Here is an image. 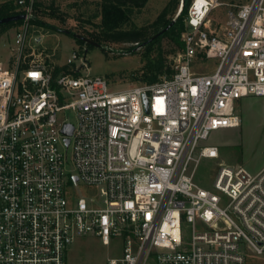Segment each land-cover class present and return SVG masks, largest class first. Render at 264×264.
<instances>
[{
    "label": "built area",
    "instance_id": "obj_1",
    "mask_svg": "<svg viewBox=\"0 0 264 264\" xmlns=\"http://www.w3.org/2000/svg\"><path fill=\"white\" fill-rule=\"evenodd\" d=\"M14 3L26 17L8 67L0 62V264H65L84 235L122 238V257L107 264H249L248 253L264 254V166L220 164L209 188L196 182L202 159L219 157L200 142L239 126L238 100L264 96V0H192L172 74L121 90L90 73L84 46L52 62L28 37L36 0ZM223 5L232 8L212 23ZM199 56L217 59L215 70H193Z\"/></svg>",
    "mask_w": 264,
    "mask_h": 264
},
{
    "label": "rangeland",
    "instance_id": "obj_2",
    "mask_svg": "<svg viewBox=\"0 0 264 264\" xmlns=\"http://www.w3.org/2000/svg\"><path fill=\"white\" fill-rule=\"evenodd\" d=\"M15 0H0V3ZM101 0H36L38 4L34 11V19L28 30V37L40 48H45L51 55L50 60L56 64H64L74 51L80 50V44L74 34L89 38L90 34L100 30ZM169 0H149L146 7L135 12L130 27L141 28L155 21L160 12L166 7ZM232 3L230 0H223ZM249 0H233L234 4ZM180 6V5H179ZM229 5L217 8L212 14V23L224 20ZM179 9V7H178ZM171 13L169 17L177 18L179 11ZM43 22V23H42ZM186 22V19H185ZM6 26V27H5ZM4 31L0 32V62L8 67L12 49L15 47L17 32L23 23H5ZM53 26L54 28H50ZM186 30L188 29L185 25ZM41 39L37 41V39ZM87 48V58L90 63V73L93 76L104 77L113 90H121L143 83L142 68L146 59L157 55L156 51L146 50L143 44L134 42H104ZM162 49L169 64L171 57L179 50L177 43L164 38ZM218 60L214 58L201 59L199 56L193 63V70L197 72H213ZM163 76V75H162ZM237 113L240 124L237 127L223 128L212 131L206 140L200 142L201 146L215 145L219 149V157L215 159H202L196 173V182L206 188L212 185L220 164L244 166L251 172H257L264 166V96H248L238 100ZM62 118L76 123L73 111H66ZM68 154L67 169L74 171L72 163V150L62 147ZM81 192L93 195L90 189L80 184ZM191 227H184V236L191 238ZM123 254L122 238H112L109 245H104L95 235L77 237L68 247L65 264H107L109 258H120ZM249 264H264V254L248 253ZM147 264H157L152 256Z\"/></svg>",
    "mask_w": 264,
    "mask_h": 264
},
{
    "label": "trees",
    "instance_id": "obj_3",
    "mask_svg": "<svg viewBox=\"0 0 264 264\" xmlns=\"http://www.w3.org/2000/svg\"><path fill=\"white\" fill-rule=\"evenodd\" d=\"M192 0H183V8L179 16L173 21V15L177 11L181 0H169L168 4L160 12L153 23L141 28L130 27L127 25L132 23V16L135 12L143 9L148 4L149 0H101L99 3L101 10V21L99 23L100 30L90 34L89 39L97 44L104 42H134L143 44L146 50L156 51L157 55L146 59L141 72V80L143 83H153L159 80L162 75H171L172 68L166 62L164 51L162 49V41L164 38H170L171 41L178 44L179 49L183 48L182 36L186 31L185 19L188 16V10ZM233 3V0H230ZM38 4H35L37 8ZM21 11L14 1H6L0 3V19L20 14ZM22 20L9 22L10 24L22 23ZM32 22H40L33 19ZM7 23V24H9ZM43 23V22H42ZM5 23L0 24V32H3ZM6 27V26H5ZM168 27L164 32L163 29ZM50 28H54L50 26ZM75 36L74 33L67 31ZM160 33L156 38L154 35ZM82 36V35H81ZM80 48L87 45L88 48L94 46L92 43H87L81 38L75 36ZM153 38L152 40H150Z\"/></svg>",
    "mask_w": 264,
    "mask_h": 264
},
{
    "label": "water",
    "instance_id": "obj_4",
    "mask_svg": "<svg viewBox=\"0 0 264 264\" xmlns=\"http://www.w3.org/2000/svg\"><path fill=\"white\" fill-rule=\"evenodd\" d=\"M25 17H26L25 14H17V15L7 16V17H4V18H1V19H0V24H3V23H9V22H13V21L24 20ZM175 20H176V19H173V21H175ZM167 29H168V27H166L165 29H163V31H161V32H164V31L167 30ZM159 34H160V33L154 35L153 38H156ZM75 36H76L77 38H81V39H83V40H84L85 42H87V43H92V44H94V45H99V44L93 42L91 39L86 38V37H84V36H81V35H78V34H75ZM153 38H151L150 40H152ZM72 131H73V126L70 125V124H66V125L64 126V128H63V132H65L67 135H70V134L72 133ZM66 142L69 143V140L67 139ZM75 180H77V177H75Z\"/></svg>",
    "mask_w": 264,
    "mask_h": 264
},
{
    "label": "crops",
    "instance_id": "obj_5",
    "mask_svg": "<svg viewBox=\"0 0 264 264\" xmlns=\"http://www.w3.org/2000/svg\"><path fill=\"white\" fill-rule=\"evenodd\" d=\"M39 40H40V38H39Z\"/></svg>",
    "mask_w": 264,
    "mask_h": 264
}]
</instances>
